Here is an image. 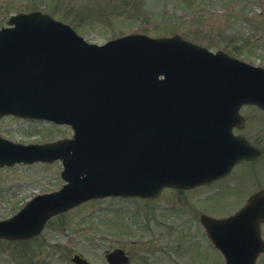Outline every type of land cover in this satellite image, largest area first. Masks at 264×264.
I'll use <instances>...</instances> for the list:
<instances>
[{
	"label": "water",
	"instance_id": "obj_1",
	"mask_svg": "<svg viewBox=\"0 0 264 264\" xmlns=\"http://www.w3.org/2000/svg\"><path fill=\"white\" fill-rule=\"evenodd\" d=\"M8 22L14 26L0 30V115L52 119L74 130L72 139L51 146L63 159L68 183L48 199H36L34 208L44 214L18 236L38 232L46 217L89 197L156 195L164 186L186 187L216 177L226 170L230 150L212 149L208 140L225 131L226 114L244 103L264 109V68L179 35L134 34L96 45L38 11ZM22 154L17 148L0 149V163L20 160ZM262 207L264 191H258L233 218L202 215L201 222L215 242L224 235L226 221ZM263 214L255 215L258 229L244 231L247 241L240 248L248 253L242 261L227 254L224 242L218 244L225 264L255 263L264 251ZM14 219L0 222V235L12 237L5 232L14 231L9 225ZM73 260L89 264L78 255Z\"/></svg>",
	"mask_w": 264,
	"mask_h": 264
},
{
	"label": "rangeland",
	"instance_id": "obj_2",
	"mask_svg": "<svg viewBox=\"0 0 264 264\" xmlns=\"http://www.w3.org/2000/svg\"><path fill=\"white\" fill-rule=\"evenodd\" d=\"M39 7L96 43L132 32L151 36L177 33L211 51L223 50L252 64H261L264 59V0H0V27L14 12ZM257 112L262 110L246 108V113ZM48 130L42 123L0 120V134L17 139L39 140L50 132L56 137L70 133L63 126ZM61 169L57 160L0 169V216L10 212L7 205L2 206L7 204L5 198L60 187ZM262 176L263 165L245 167L232 174L227 186L225 182L217 184L222 187L214 185L217 192H197V204L208 212H218L228 205L227 200L231 205L249 191L250 182ZM168 194L149 203L110 202L109 198L83 202L48 219L35 239L0 241V264H73L70 258L76 253L93 264H107L104 253L115 247L123 248L135 264H216L215 250L196 229L198 215L193 203L183 210L177 198ZM167 202L174 208H166ZM259 264H264V258Z\"/></svg>",
	"mask_w": 264,
	"mask_h": 264
},
{
	"label": "flooded vegetation",
	"instance_id": "obj_3",
	"mask_svg": "<svg viewBox=\"0 0 264 264\" xmlns=\"http://www.w3.org/2000/svg\"><path fill=\"white\" fill-rule=\"evenodd\" d=\"M261 65L264 67V59H262ZM250 106L244 105L239 109L238 114L231 115L232 117L237 118L236 121L228 124L229 130L227 134L218 136L213 142V144L222 143L224 147L230 150L227 154L228 169L225 173H223V175L214 177L208 182L199 183L191 187L164 188L157 197L149 199V202H153V201L159 202L161 199H163L164 195H166L168 192L169 194H172V197H174V199L177 198V201L181 203L179 204V207L183 208V210L186 209L185 207H189L188 206L189 202H192L193 210H195L198 215L199 223L198 222L196 223V229L198 228L200 231H202L206 235L205 233L206 228L201 222L202 215L216 218V219H223V218L230 219L238 215L237 213L241 211L242 208L246 207L248 199L252 195H254L258 191H264V176H262L261 179H255L252 182H250L248 184L249 191H247L245 194L243 193L242 196H238L239 199L234 201L231 205H229L230 200H227L226 204L228 205L222 208L218 212H213V213L208 212L205 209H202L197 204L198 194H200L197 192L202 193V192H206L209 190H216L217 192L218 187H213L214 185L220 184L221 182H225L227 186L232 174L239 172L241 169H244L245 167L252 169V166L254 164L263 165L264 167V114H262L264 111H262V113H258V112L257 113H246V108ZM252 107L257 109L254 106ZM8 118H12L16 121H21V122H26V123H38L39 122L38 120L22 119V118H18L14 116H9ZM43 123L51 124L49 122H43ZM51 128L52 129L55 128L53 124H51L50 129ZM54 135H55V132H52V133L50 132L48 134L49 137L50 136L52 137V140L55 139ZM5 137L15 141L9 135H6ZM16 142H19V141H16ZM20 142L23 144L30 143L28 141L26 142L20 141ZM18 164L20 163H14L12 165L4 164L0 168L11 169ZM2 178L3 180L5 179L10 180L7 177L5 178L2 177ZM9 185L17 186L15 182H10ZM217 186H221V185H217ZM17 187L19 188V186ZM202 188H205V189L202 190ZM32 195L33 193L29 194L26 197H23V195H20V196L14 195L10 198H5V201L7 202V204L4 203L2 204V206L4 207L5 205H7V209L10 210L9 214H12L16 212L18 209H20L25 204V201L29 200ZM228 195L229 197L231 196L230 193H228ZM229 199L234 200V198H229ZM165 206L168 209L174 208L173 203H169V202H167ZM198 209H202V210H198ZM258 211H264V208L262 207L258 209L255 212V214H250L245 218H238V219L226 221L227 223H225L224 229L228 233L227 235H222V239H223L222 242H224L226 246H234V245L242 244V239L245 236L244 231L252 230V229L254 230L255 228L258 229V222L255 219V215ZM209 227L212 228L213 226L210 224ZM259 230L261 232V236L264 239V222L263 221H260L259 223ZM205 238L207 240L208 245L211 246L213 250H215L214 254H212L214 257L213 260L215 261V263L217 264L218 261L222 260L223 261L222 264H223L225 262V253H222L215 246V244L212 241H210L209 238H207V236H205ZM0 240L7 241V242L23 241V240H8L4 238ZM177 247H178V256H179V240H177ZM117 248H120V247H117ZM239 252H242V250H228L227 254L234 256V258H237L236 256L238 255ZM124 254H125V257H124L123 264H135L133 261V258H131L130 255L126 254V252ZM263 258H264V253H261L257 258L256 264H259ZM3 259L4 261L8 262L6 258H3ZM8 259L10 260V258Z\"/></svg>",
	"mask_w": 264,
	"mask_h": 264
}]
</instances>
